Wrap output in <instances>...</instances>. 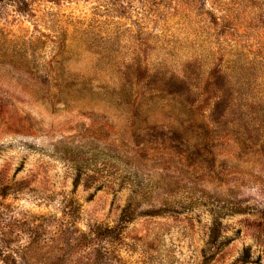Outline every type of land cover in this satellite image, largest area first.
<instances>
[{"label": "rangeland", "instance_id": "374dc122", "mask_svg": "<svg viewBox=\"0 0 264 264\" xmlns=\"http://www.w3.org/2000/svg\"><path fill=\"white\" fill-rule=\"evenodd\" d=\"M104 244L264 264V0H0V264Z\"/></svg>", "mask_w": 264, "mask_h": 264}, {"label": "trees", "instance_id": "16d2710c", "mask_svg": "<svg viewBox=\"0 0 264 264\" xmlns=\"http://www.w3.org/2000/svg\"><path fill=\"white\" fill-rule=\"evenodd\" d=\"M134 216V207L131 203V201L127 202L123 208L121 209L120 216H119V223L118 225L114 227H102L98 226L96 234L99 237V239L106 241H113L116 239L120 234L122 233L124 229V223H128L130 220L133 219ZM220 222L215 220L212 222V226L209 229V235H208V248L210 250L211 248L219 249L221 248V245L223 243L219 242V232H220ZM100 253V260L103 262V264H106V262L110 261V255H111V250L109 247H107L105 244L100 247V250H98ZM203 252V262L207 263L212 257H214L215 252L211 253H206L205 250H202ZM207 254V255H206ZM249 257L248 250L245 249L243 253V258L246 259Z\"/></svg>", "mask_w": 264, "mask_h": 264}]
</instances>
